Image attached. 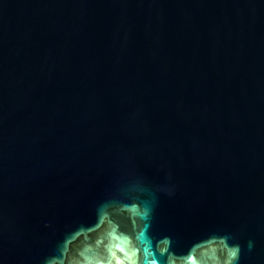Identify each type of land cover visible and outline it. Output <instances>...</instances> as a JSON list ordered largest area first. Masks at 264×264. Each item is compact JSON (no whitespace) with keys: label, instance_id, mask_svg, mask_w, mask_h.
Returning <instances> with one entry per match:
<instances>
[{"label":"water","instance_id":"obj_1","mask_svg":"<svg viewBox=\"0 0 264 264\" xmlns=\"http://www.w3.org/2000/svg\"><path fill=\"white\" fill-rule=\"evenodd\" d=\"M0 264H264V0H0Z\"/></svg>","mask_w":264,"mask_h":264}]
</instances>
